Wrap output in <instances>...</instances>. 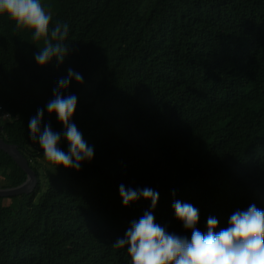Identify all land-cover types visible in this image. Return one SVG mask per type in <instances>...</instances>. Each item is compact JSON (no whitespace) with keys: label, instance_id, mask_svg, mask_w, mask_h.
<instances>
[{"label":"trees","instance_id":"trees-1","mask_svg":"<svg viewBox=\"0 0 264 264\" xmlns=\"http://www.w3.org/2000/svg\"><path fill=\"white\" fill-rule=\"evenodd\" d=\"M51 26L68 25L67 54L40 66L33 33L0 15V139L27 160L37 185L0 198V264H131L115 247L151 210L127 207L119 186L159 193L155 221L191 239L176 219L179 200L199 210L197 229L250 205L264 210V0H43ZM55 43V42H54ZM71 68L72 122L94 148L91 161L56 167L30 139L64 127L46 105ZM83 98V100H82ZM27 179L0 151V189Z\"/></svg>","mask_w":264,"mask_h":264},{"label":"clouds","instance_id":"clouds-1","mask_svg":"<svg viewBox=\"0 0 264 264\" xmlns=\"http://www.w3.org/2000/svg\"><path fill=\"white\" fill-rule=\"evenodd\" d=\"M0 15H6L18 30L33 33V39L42 41L43 47L35 54L38 65L44 66L56 58L62 62L67 54L63 41L68 35V25L57 23L51 26L52 15L46 11L41 0H0ZM55 42V43H54ZM75 80L83 83L80 73L69 68L67 76L57 81L53 89V99L46 105L49 115L55 114L64 127V139L68 151L60 147L61 135L51 129L50 124L41 123L44 110L38 109L29 121L30 139L38 143L45 159L56 167L79 170L84 161H91L94 148L89 146L83 134L72 122L77 107V97L63 92ZM123 205L127 207L140 198L151 201L147 210L118 239L115 247L127 246L131 264H264V210L254 204L246 210L235 211L228 220V226L218 232V220L209 217L207 232L197 229L199 210L191 204L174 201L176 219L186 230H191V239L170 234L155 221L153 210L156 208L159 193L150 188L132 189L123 184L119 186Z\"/></svg>","mask_w":264,"mask_h":264},{"label":"water","instance_id":"water-1","mask_svg":"<svg viewBox=\"0 0 264 264\" xmlns=\"http://www.w3.org/2000/svg\"><path fill=\"white\" fill-rule=\"evenodd\" d=\"M0 151L4 152L10 158H12L15 164L27 175V179L22 185L16 188L0 189V198H10L24 194H31L37 185V179L35 177V174L29 168L27 160L19 152L16 146L6 144L4 141H2V139H0Z\"/></svg>","mask_w":264,"mask_h":264},{"label":"built area","instance_id":"built-area-1","mask_svg":"<svg viewBox=\"0 0 264 264\" xmlns=\"http://www.w3.org/2000/svg\"><path fill=\"white\" fill-rule=\"evenodd\" d=\"M10 115L6 113L3 108L0 106V124H2L5 120H9Z\"/></svg>","mask_w":264,"mask_h":264},{"label":"rangeland","instance_id":"rangeland-1","mask_svg":"<svg viewBox=\"0 0 264 264\" xmlns=\"http://www.w3.org/2000/svg\"><path fill=\"white\" fill-rule=\"evenodd\" d=\"M41 2H42V4H43V6L46 4V2L43 1V0H41ZM82 100H83V98H82ZM36 147H37V148L40 147L38 143H36L35 148H36ZM39 162L42 163L46 168L49 166V162H48V161H39Z\"/></svg>","mask_w":264,"mask_h":264}]
</instances>
